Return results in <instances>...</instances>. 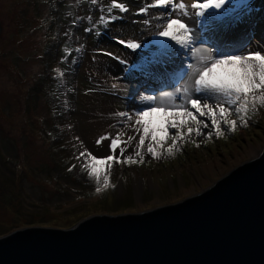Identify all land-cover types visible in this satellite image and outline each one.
I'll use <instances>...</instances> for the list:
<instances>
[{"label": "rangeland", "instance_id": "374dc122", "mask_svg": "<svg viewBox=\"0 0 264 264\" xmlns=\"http://www.w3.org/2000/svg\"><path fill=\"white\" fill-rule=\"evenodd\" d=\"M121 2L130 11L101 29V35L85 33V20L66 38L72 18L89 14L83 0H0V236L33 226L68 229L90 215L137 213L180 201L254 158L264 146L262 108L249 127L227 138L213 137L205 145L197 137L199 148L188 143L171 157L156 160L146 154L142 165H114L110 183L115 188L96 193L95 181L81 172L82 160L76 157L85 148L97 157L110 154L107 142L98 146L95 141L109 132L115 135L111 114L137 107L138 89L144 94L153 90L143 85L139 73L125 74L124 65L102 54L115 53L132 65L138 57L117 38L152 40L141 23H133L145 18L135 15L144 0ZM240 14L242 21L226 38L239 37L264 51V0H244ZM92 16L95 23L100 12ZM80 45L82 52L73 51L61 63L64 47ZM73 57H78L75 64ZM113 82L120 85L117 90Z\"/></svg>", "mask_w": 264, "mask_h": 264}, {"label": "snow or ice", "instance_id": "6c2138e0", "mask_svg": "<svg viewBox=\"0 0 264 264\" xmlns=\"http://www.w3.org/2000/svg\"><path fill=\"white\" fill-rule=\"evenodd\" d=\"M83 2L89 4V14L72 18L66 38L85 20L89 26L84 32L99 36L101 29L130 11L121 0H109L107 6L103 0ZM243 6L244 0H144L135 15L145 18L133 23L149 31L151 42L117 38L118 44L136 54L138 62L129 65L115 53H102L124 65L125 74L139 73L143 85L153 90L144 94L138 89L141 103L137 107L111 114L116 118L111 125L117 128L115 135L109 132L95 141L98 146L107 142L110 154L97 157L85 148L76 157L82 160L81 172L95 181L96 193L115 188L110 183L114 165H142L146 154L156 160L171 157L188 143L199 148L197 137L207 145L213 137L227 138L250 126L252 117L264 108V51L259 50L261 46L250 48L239 37L226 38L242 21ZM153 9L155 13L150 14ZM97 10L100 16L94 23L92 13ZM83 47H64L61 63ZM77 60L73 57L72 63ZM55 71L64 77L63 71ZM119 87L117 82L111 84L113 90ZM129 130L135 134H128Z\"/></svg>", "mask_w": 264, "mask_h": 264}, {"label": "water", "instance_id": "95a60500", "mask_svg": "<svg viewBox=\"0 0 264 264\" xmlns=\"http://www.w3.org/2000/svg\"><path fill=\"white\" fill-rule=\"evenodd\" d=\"M0 264H264V146L180 201L1 235Z\"/></svg>", "mask_w": 264, "mask_h": 264}, {"label": "trees", "instance_id": "16d2710c", "mask_svg": "<svg viewBox=\"0 0 264 264\" xmlns=\"http://www.w3.org/2000/svg\"><path fill=\"white\" fill-rule=\"evenodd\" d=\"M49 41H50V40H49ZM52 47H53V42L50 41V42H49V49H52ZM46 52L48 53L47 50L45 51V53H46ZM45 57H46V56H45ZM48 58L51 59V57H48ZM45 60H47V59L45 58ZM49 61H50V60H49ZM46 63H47V62H46ZM49 63H50V62H49ZM47 65H48V67H50V66H49L50 64H47ZM45 66H46V64H45ZM49 89H50V87L47 88V91L45 92V93H47V95L49 94V93H48V90H49ZM48 99H49V100H52L53 98H52V96H49ZM29 102L31 103V100H30ZM29 106H30V104L28 103V105H26V108L29 109ZM56 114H57V113H56Z\"/></svg>", "mask_w": 264, "mask_h": 264}]
</instances>
